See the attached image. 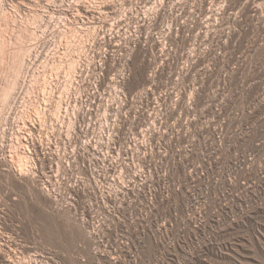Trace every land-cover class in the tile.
<instances>
[{"label":"rangeland","instance_id":"1","mask_svg":"<svg viewBox=\"0 0 264 264\" xmlns=\"http://www.w3.org/2000/svg\"><path fill=\"white\" fill-rule=\"evenodd\" d=\"M66 1L0 0V121L27 76L58 70L52 60L67 54L49 41L46 14ZM177 1L170 71H182V118L160 141L168 173L155 180L154 206L118 223L99 247L0 160V251L12 257L0 254V264H264V0ZM54 28L65 41L60 17ZM143 55L130 91L146 84Z\"/></svg>","mask_w":264,"mask_h":264},{"label":"built area","instance_id":"2","mask_svg":"<svg viewBox=\"0 0 264 264\" xmlns=\"http://www.w3.org/2000/svg\"><path fill=\"white\" fill-rule=\"evenodd\" d=\"M178 3H51L49 41L61 40L67 54L52 60L58 70L27 76L0 121L1 162L31 178L99 247L135 212L147 216L160 189L155 180L168 173L160 141L176 125L174 115L182 118V71H170ZM59 17L65 41L54 36ZM139 53L147 81L130 91Z\"/></svg>","mask_w":264,"mask_h":264},{"label":"bare ground","instance_id":"3","mask_svg":"<svg viewBox=\"0 0 264 264\" xmlns=\"http://www.w3.org/2000/svg\"><path fill=\"white\" fill-rule=\"evenodd\" d=\"M37 18H38V17H37ZM22 50H23V49H22ZM21 54H23V56H24V53H21ZM21 54H20V55H21ZM25 54L27 55V53H25ZM23 56L21 55V57H23ZM19 58H20V57H19ZM23 60H24V59H23ZM23 60L20 61V66L18 65L19 67H18V66L15 67V70H16L17 68H19V69L16 70V72L18 73V75H19V73L21 72V66L24 65V61H23ZM21 63H22V64H21ZM17 64H18V63H17ZM23 67H24V66H23ZM23 67H22V68H23ZM16 79H17V78H16ZM16 81H17V80H16ZM14 85H15V80H14V83L12 84V86L9 87V89H8L7 91H5V93H4V95H3V96H4L3 99H5L4 101H8V102H9V101H10L9 99H12V96H13V93H14L12 90H13V88L16 89V88H15L16 85H15V86H14ZM17 86H18V85H17ZM6 103H7V102H6ZM17 165H18L19 167L22 168V165H24V163H23V162H20V163H18ZM1 240H2V239H1ZM1 248H2V247H1ZM3 249H4V248H3ZM12 249H13V248H12ZM14 249H15V248H14ZM5 250H6V249H5ZM5 252H6V253H5ZM5 252L0 251V254L5 255V256L2 255L3 258H4V260H5V261H8V262H12V261H11V260H12V257H9V256H8L9 254H7V253H8L7 251H5ZM9 252H10V251H9ZM10 256H11V255H10ZM15 256H16V255H15ZM16 259H17V258H16ZM8 262H7V263H8ZM18 263H19V262H18ZM10 264H11V263H10ZM12 264H13V263H12ZM15 264H16V262H15Z\"/></svg>","mask_w":264,"mask_h":264}]
</instances>
